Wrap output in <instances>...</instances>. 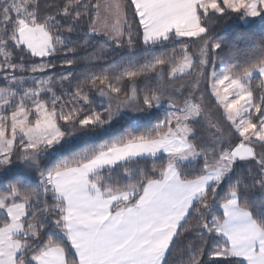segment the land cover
Segmentation results:
<instances>
[{
	"label": "snow or ice",
	"instance_id": "1",
	"mask_svg": "<svg viewBox=\"0 0 264 264\" xmlns=\"http://www.w3.org/2000/svg\"><path fill=\"white\" fill-rule=\"evenodd\" d=\"M230 14L264 22V0H59L43 14L40 0H0V173L13 174L0 191V264H168L185 242L186 264H264V42L217 71L209 21ZM82 24L117 47H133L134 25L144 45L178 47L64 90L72 72L47 73L76 63ZM165 76L187 81L169 90ZM146 77L158 86L138 91ZM118 120L151 127L98 143Z\"/></svg>",
	"mask_w": 264,
	"mask_h": 264
},
{
	"label": "trees",
	"instance_id": "2",
	"mask_svg": "<svg viewBox=\"0 0 264 264\" xmlns=\"http://www.w3.org/2000/svg\"><path fill=\"white\" fill-rule=\"evenodd\" d=\"M41 12L43 14L46 5L52 3H59V0H40ZM132 10L129 9V20H132ZM210 31L214 37L213 42H221L222 48L217 50L218 54L216 56V69L219 71L220 67L231 66L237 64L246 58H253L259 55V48L261 42H264V22L256 18L255 21H249L247 23L241 22L236 14H230L223 17H214L209 21ZM87 25L82 24L81 27L77 28V31L71 34L72 46L76 47L77 51L75 54L76 63L71 67L61 66L60 60L56 61L57 67L52 69L47 73V75L60 76L61 74H67L72 72L73 76L70 81L63 82L64 90H71L78 79L89 76L93 73H98L103 68L114 67L119 70H123L127 66L129 59H135L138 63H144L145 59H151L154 56L160 55L162 53H170L172 48L178 47L176 42H165L163 45H144L142 42V36L137 35L138 29L134 25L133 36L134 45L129 49L126 45L124 47H117L114 43L107 40L103 36H94L86 34ZM65 35H68L65 33ZM126 39V37H125ZM88 41L87 47H82L85 41ZM197 44H193L191 51L195 52ZM63 53H61V56ZM38 62L39 59L35 58ZM17 75L29 76L34 75L31 73H17ZM44 75V74H35ZM186 79V78H185ZM164 81L167 83H172L179 85L181 80L169 81L167 76H165ZM258 82V81H256ZM3 81L0 80V85H3ZM31 86V85H27ZM26 86V87H27ZM157 82L153 77L141 78L137 81L138 91H143L148 88L157 87ZM56 91L59 95L61 93V85L58 83L56 85ZM98 94L95 92L90 93L93 100V107L97 110L102 111L106 105L102 104L98 100ZM209 104H211V98L207 95L205 96ZM165 107L160 109H155V114L161 119L163 118ZM155 123V120L152 121ZM113 131L105 136L98 143H103L105 141L110 142L113 139L118 138L120 135L124 134V131H144L145 127H151V124L137 127L131 121H119L113 123ZM225 130L227 126L225 125ZM58 159L54 160L52 158L42 159L41 167L48 168L57 163ZM147 166L151 167V162H148ZM247 165L245 162H240L236 167V176L243 177L247 174ZM13 169H19L20 165L15 162L13 163ZM119 176V173H117ZM13 174L10 173L8 179H5L3 174L0 173V191H3L7 187L9 179H12ZM29 177V176H28ZM31 186H35L37 179L35 177H29ZM251 183V182H249ZM250 197H259L261 192L258 188H252ZM49 234H54L55 230L52 228L48 229ZM187 242L182 245H178L171 254L167 257L168 264H186L187 253L183 249L185 248Z\"/></svg>",
	"mask_w": 264,
	"mask_h": 264
},
{
	"label": "rangeland",
	"instance_id": "3",
	"mask_svg": "<svg viewBox=\"0 0 264 264\" xmlns=\"http://www.w3.org/2000/svg\"><path fill=\"white\" fill-rule=\"evenodd\" d=\"M100 2L103 3L104 0H100ZM99 36H102V35H99ZM104 38H106V37H104ZM106 39H107V38H106ZM107 40H108V39H107ZM37 59H39V58H37ZM29 76H32V75H29ZM29 76H26V77H29ZM186 81H187V78H186L184 81H181L180 84H181L182 82H186ZM163 84H164V86H165L166 88H169V90H170V86L173 85L172 83H169V82L167 83L166 81H163ZM180 84H179V85H180ZM27 85H31V81H28V82L26 83L25 86H27ZM174 85H175V84H174ZM179 85H175V86H179ZM97 96H98V100H99L100 102L103 101L102 104H104V105L107 106V101L104 100V98L100 97L99 95H97ZM205 100H206L207 103H209L208 100L206 99V97H205ZM163 107H165V109L167 108L166 102H165V104H164ZM153 112H155V109H153ZM129 115H131V113H129ZM20 167H21V166H20ZM20 167H19V168H20ZM26 175H28L29 177H35L36 179H38L37 174H36L35 172H29V173H26Z\"/></svg>",
	"mask_w": 264,
	"mask_h": 264
}]
</instances>
